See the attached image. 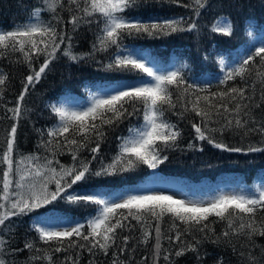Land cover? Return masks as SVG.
Listing matches in <instances>:
<instances>
[{
  "label": "snow or ice",
  "instance_id": "snow-or-ice-1",
  "mask_svg": "<svg viewBox=\"0 0 264 264\" xmlns=\"http://www.w3.org/2000/svg\"><path fill=\"white\" fill-rule=\"evenodd\" d=\"M165 2L191 9L192 14L144 19L128 15L141 0H39L26 22L14 25L11 30L0 29V59L19 53L15 62L20 63L22 58L30 69V74L22 81L23 88L15 107L7 109L11 113L9 119L15 123L10 130H5V146L0 150V264H14L6 259L9 252L24 249L43 253L30 255L31 264L36 261L56 264L54 254L61 252L77 255H65L60 264H79L81 251L87 250L91 256L98 253L108 256L110 249H114L112 264H131V258L120 260L117 250L119 254L127 251L128 241L133 237L122 233L125 229L130 232L135 229L133 220L143 230L141 243L146 244L152 232L155 233L153 264H157L161 251L165 253L163 260L173 264L170 259L173 253L161 243L164 239L184 245L175 251L176 257L192 251L199 258L198 246L204 241L231 244V236H245L249 240L256 235L264 236V183L253 191L240 187L238 191H219L211 199L200 201L147 188L112 193L78 192L73 188L93 176H116L140 166L155 170L164 164L169 159L167 153L178 149L182 138L181 129L169 114L178 120L189 118L195 140L207 141L226 152H264V116L257 119L253 111L264 106V88L260 91V100L256 101L255 81L248 83L255 74L264 84V42L247 50L231 66L221 58L222 75L213 91L203 83L190 81L185 71L188 65L162 69L153 57L138 55L124 44L128 37L160 39L182 32L198 36L202 12L213 7V0ZM45 12L51 14L50 19L43 18ZM64 12L68 13L67 18ZM68 25H71L70 30ZM93 25L91 50L76 52L75 34L83 26L93 31ZM211 31L231 36L233 28L221 17ZM104 54H107V62L97 59ZM61 58L77 64L93 59L106 72L142 75L115 84L85 85L87 100L77 107H68L64 102L49 103L46 107L56 117V122L46 129L36 130L40 135L37 147L42 153H21L16 143L17 128L28 111L22 108V102L30 88L52 70L53 62ZM7 79V74L0 69V86L5 85ZM230 81L233 83L229 84ZM2 99L0 87V101ZM195 117L200 118L199 122H195ZM133 118L141 122L128 124L127 134L117 137V151L106 163L101 156V145L108 132ZM217 132L221 136L226 132L244 137L255 134L262 139L259 144L250 142L246 149L230 147L215 139ZM195 147L194 143L188 144L190 149ZM85 150L90 153V159L81 156ZM64 153L71 156L70 164L59 160ZM94 161L98 167H93ZM58 200L96 207L83 221L72 222L67 227H49L39 217L34 218L30 229L37 234L38 242L54 243L51 248H40L37 241L29 239L25 240L24 249L11 248L16 227L12 218L28 216ZM210 217L216 219L210 220ZM165 218L170 230L175 231L174 237L161 227ZM217 223L224 225L219 233L213 226ZM194 233H199L200 237ZM188 236L191 241L186 239ZM249 260L251 264H260L251 252Z\"/></svg>",
  "mask_w": 264,
  "mask_h": 264
},
{
  "label": "trees",
  "instance_id": "trees-1",
  "mask_svg": "<svg viewBox=\"0 0 264 264\" xmlns=\"http://www.w3.org/2000/svg\"><path fill=\"white\" fill-rule=\"evenodd\" d=\"M183 2L187 3L188 0H183ZM38 3L39 0H0V29L11 30L14 25L26 22ZM191 14V9L167 3L165 0H141V3L128 13L130 16L144 19L149 17L188 16ZM63 15L67 18L68 13L64 12ZM221 17L227 19L232 25L233 33L231 36L211 31L213 25ZM43 18L48 20L51 18V14L45 12ZM198 23L200 25L198 36L196 33L182 32L160 39L128 37L124 40V44L134 50L136 54L153 57L158 63L168 64L172 59H175L179 61V67L185 64L188 65L189 68L185 71L190 81L203 83L205 87H211L215 91L218 79L222 75L220 59L222 58L226 64L231 66L247 50L258 46L257 37L261 34L264 35V0H213V7L211 10L202 12ZM67 28L70 30L71 25H68ZM92 28L93 31H89L87 26H83L77 31L73 41L76 52L87 53L91 50L95 25ZM106 56L107 54L98 55L97 59H105ZM18 57H20V54L15 53L9 59H0V69L8 77L5 85L0 86L3 89V99L0 101V150H3L5 146L7 135L5 130H10V126L15 123L14 120L9 119L11 113L7 112V109L15 107L23 88L22 81L30 74V69L22 62V58L20 63L15 62ZM105 62H107L106 59ZM50 67L52 70L48 71L38 84L30 88L22 102V108H27L28 111L19 120L16 143L19 152L24 154L42 153L43 151L37 147L40 142V135L36 130L46 129L56 122V117L50 113L46 105L63 100L84 103L87 100L85 85L115 84L124 80L136 79L139 75H142L139 73L106 72L93 59L77 64L70 62L67 58H61L53 62ZM253 81H255L256 101H259L260 91L264 88V84L260 82L255 74L248 83L252 84ZM232 83V81L229 82V84ZM249 92H251V88ZM253 111L257 119L264 116V106L261 109H253ZM169 117L178 124L182 131V138L179 141L180 147L167 153L169 159L164 164L155 170L140 166L135 171L116 176H93L86 182L74 185L73 188L78 192L99 190L112 193L127 187L152 182H173L193 190L195 187L203 188L204 184L216 186L222 180L235 181L237 179V181H242L253 188L242 187L248 191H253L258 184L264 181V152L245 154L223 151L207 143V141L195 140V132L191 127V123H189V118L178 120L177 117L170 114ZM194 119L195 122H199L200 118L195 117ZM140 122L133 118L132 121H126L119 128L108 132L106 140L101 145V156L106 163L111 160L117 151V144L119 143L117 137L127 134L129 123L138 124ZM215 139L230 147H243L246 149L250 142L259 144L262 137L255 134L244 137L242 134L236 135L234 132H226L221 136L217 132ZM189 143H194L196 147L188 148ZM81 156L91 158L87 150L82 151ZM58 158L63 164L71 163V156L67 153L60 155ZM93 167H98V163L94 161ZM154 173L155 177L153 176ZM69 191H72V189H69ZM95 207L91 204L78 206L64 200H58L28 216L13 217L16 227L14 238L11 241V248L24 249L26 239L37 241V246L40 248H51L54 243L46 245L38 242L37 234L30 229L34 218L46 219L53 217L58 223H72L83 221L86 216L94 212ZM209 219L216 218L210 217ZM131 223L136 225L135 229L131 232L125 229L122 235L131 236L133 239L128 241L127 251L123 254H119L117 250L120 260L124 261L131 258V264H153L154 231L146 244L141 243L143 230L135 220ZM150 223H154V221H150ZM213 226L217 233L224 227L221 223ZM161 227L166 234L175 236V231L170 230L167 218H165V222L162 223ZM194 235L200 237L199 233H194ZM182 239H185V237H182ZM186 239L192 240L190 236ZM230 239L231 244L227 241L220 244L204 241L198 246L199 258L197 253L192 251H187L176 257L174 255L175 251L184 246L179 242L170 243L167 239H164L161 243L164 249H169L173 253L170 257L173 264H221V262L222 264H251L249 252L260 261V264H264V252H262V249H264V236L256 235L251 240L245 236H231ZM117 243H120V241H117ZM133 249L135 251H132ZM113 251L114 249H110L108 256L102 253L91 256L87 250L81 251L79 253V264H89L90 260L93 261V264H112ZM42 254L30 253L27 249H24L15 253L9 252L6 259L14 262V264H26V262L31 264L29 262L30 255ZM68 254L77 255L76 252L55 253L56 264H60L61 259ZM164 254L161 251L157 264H168L163 260ZM34 264H46V261H36Z\"/></svg>",
  "mask_w": 264,
  "mask_h": 264
},
{
  "label": "rangeland",
  "instance_id": "rangeland-1",
  "mask_svg": "<svg viewBox=\"0 0 264 264\" xmlns=\"http://www.w3.org/2000/svg\"><path fill=\"white\" fill-rule=\"evenodd\" d=\"M229 22V21H228ZM264 42V35L261 34L257 37V43L258 45ZM140 55V54H138ZM160 67L162 69H175L179 67V61L172 59L171 62L168 64L159 63ZM222 67V66H221ZM60 102H64L66 106L68 107H77L79 104H82L78 101H70V100H63ZM240 180V179H239ZM263 182L258 184L257 186H260ZM246 187V188H253L249 187L248 185L244 184L242 181H220L216 184V186H212L209 184H204L203 188L201 187H195L193 190H189L182 184L173 183V182H152L148 184H143L135 187H127L124 189H120L115 192H121V191H128V190H136L137 188H147L150 190H160L164 191L166 194H175L177 198H187L190 200L200 201V200H209L213 196H215L219 191H238L240 187ZM46 226L49 227H67L71 223H58L57 220H55L53 217H48L46 219H40Z\"/></svg>",
  "mask_w": 264,
  "mask_h": 264
}]
</instances>
